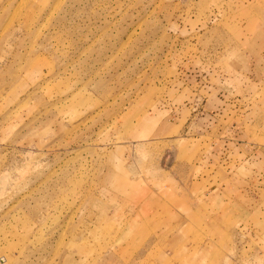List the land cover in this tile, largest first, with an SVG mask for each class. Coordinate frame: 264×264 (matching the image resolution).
<instances>
[{
    "label": "rangeland",
    "instance_id": "rangeland-1",
    "mask_svg": "<svg viewBox=\"0 0 264 264\" xmlns=\"http://www.w3.org/2000/svg\"><path fill=\"white\" fill-rule=\"evenodd\" d=\"M0 264H264V0H0Z\"/></svg>",
    "mask_w": 264,
    "mask_h": 264
}]
</instances>
